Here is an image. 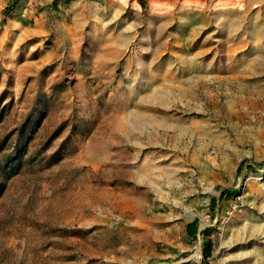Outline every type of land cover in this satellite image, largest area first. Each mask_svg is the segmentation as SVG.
<instances>
[{
    "label": "rangeland",
    "instance_id": "rangeland-1",
    "mask_svg": "<svg viewBox=\"0 0 264 264\" xmlns=\"http://www.w3.org/2000/svg\"><path fill=\"white\" fill-rule=\"evenodd\" d=\"M0 264H264V0H0Z\"/></svg>",
    "mask_w": 264,
    "mask_h": 264
},
{
    "label": "trees",
    "instance_id": "trees-1",
    "mask_svg": "<svg viewBox=\"0 0 264 264\" xmlns=\"http://www.w3.org/2000/svg\"><path fill=\"white\" fill-rule=\"evenodd\" d=\"M254 166V165H253ZM208 253L207 249L203 250V254L206 255Z\"/></svg>",
    "mask_w": 264,
    "mask_h": 264
}]
</instances>
